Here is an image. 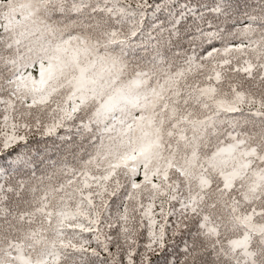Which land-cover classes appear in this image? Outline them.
<instances>
[{"label": "snow or ice", "instance_id": "1", "mask_svg": "<svg viewBox=\"0 0 264 264\" xmlns=\"http://www.w3.org/2000/svg\"><path fill=\"white\" fill-rule=\"evenodd\" d=\"M0 264H264V0H0Z\"/></svg>", "mask_w": 264, "mask_h": 264}]
</instances>
